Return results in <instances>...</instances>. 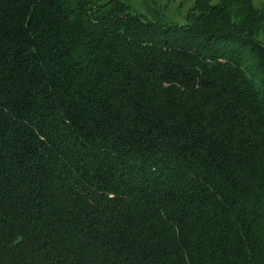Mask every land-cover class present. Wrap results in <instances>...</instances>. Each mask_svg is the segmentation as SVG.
I'll return each instance as SVG.
<instances>
[{
    "label": "trees",
    "instance_id": "obj_1",
    "mask_svg": "<svg viewBox=\"0 0 264 264\" xmlns=\"http://www.w3.org/2000/svg\"><path fill=\"white\" fill-rule=\"evenodd\" d=\"M175 1L0 0V264H264V1Z\"/></svg>",
    "mask_w": 264,
    "mask_h": 264
},
{
    "label": "rangeland",
    "instance_id": "obj_2",
    "mask_svg": "<svg viewBox=\"0 0 264 264\" xmlns=\"http://www.w3.org/2000/svg\"><path fill=\"white\" fill-rule=\"evenodd\" d=\"M135 3H140L142 0H133ZM262 1L264 0H255V2L258 4V3H261ZM180 3H184L185 6L189 4V1H186V0H177L175 2H172L169 4V8H170V12L171 14L176 10L177 6L180 4ZM186 9L183 8V11H185Z\"/></svg>",
    "mask_w": 264,
    "mask_h": 264
}]
</instances>
